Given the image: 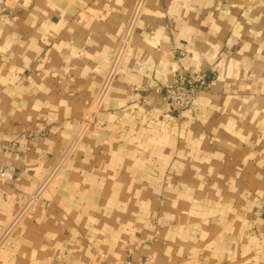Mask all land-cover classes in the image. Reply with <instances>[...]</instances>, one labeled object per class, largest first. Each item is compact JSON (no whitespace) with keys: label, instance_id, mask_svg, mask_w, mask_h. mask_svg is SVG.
Listing matches in <instances>:
<instances>
[{"label":"crops","instance_id":"0c3cea01","mask_svg":"<svg viewBox=\"0 0 264 264\" xmlns=\"http://www.w3.org/2000/svg\"><path fill=\"white\" fill-rule=\"evenodd\" d=\"M135 3L0 0V264H264V0H150L97 103Z\"/></svg>","mask_w":264,"mask_h":264},{"label":"built area","instance_id":"2783aa9c","mask_svg":"<svg viewBox=\"0 0 264 264\" xmlns=\"http://www.w3.org/2000/svg\"><path fill=\"white\" fill-rule=\"evenodd\" d=\"M146 2L147 0H137L136 2L134 13L127 25V31L126 33H124V36L120 40L118 49L111 61L109 72L98 92L96 98L97 103H101L105 99L119 73L121 64L132 46V41L135 34L134 32L136 30V27L138 26L139 21L141 20L140 18L144 7L146 6ZM207 87L208 76L206 74L179 70L175 73L171 85L159 89L158 93L163 96L165 106L169 111L177 115H181L182 113L192 109L198 99L199 94ZM88 121L90 122L91 120L89 119ZM15 150L16 146L14 145L0 146L1 184L12 183L16 178L17 169L14 166L7 164L1 160L2 154L14 153ZM70 153L71 150H67L63 158L69 156ZM40 191L34 196L33 200H35L40 195ZM258 212L260 217L264 220V205L259 209ZM102 258L104 259L103 264H110L105 260V256H102ZM152 262L153 257L152 255H149L140 261L128 260L125 262V264H152Z\"/></svg>","mask_w":264,"mask_h":264},{"label":"rangeland","instance_id":"374dc122","mask_svg":"<svg viewBox=\"0 0 264 264\" xmlns=\"http://www.w3.org/2000/svg\"><path fill=\"white\" fill-rule=\"evenodd\" d=\"M149 1H150V0H147V2H146V6L144 7V10H143V12H142V15H141V18H140V19H142V18L145 16L146 9H147V6H148V4H149ZM136 2H137V0H136ZM135 5H136V3H135ZM134 10H135V6H134L133 9H132V12H131V15H130L129 20L131 19L132 15H133V13H134ZM128 22H129V21H128ZM137 30H138V26L136 27V30H135V32H134L135 34L137 33ZM126 31H127V27H126L124 33H126ZM135 34H134V37H133V41H134V38H135ZM133 41H132V43H133ZM86 122H88V121H86ZM88 123H89V122H88ZM84 124H85V123L82 121V122H81V126H80V128H79V129H80V132L78 133V137L74 138V139L69 143V145L67 146V148H66L64 154L62 155V158L59 160V164H58V165L63 164L64 162H66V161L68 160V158L71 156V154L76 150L77 146L79 145V143H80V141H81V138L84 137L85 129H86V127H87V126H84ZM86 125H88V124L86 123ZM69 149L71 150L70 155L67 156V157H65V158H63L64 155L66 154L67 150H69ZM51 175H52V173L50 174L49 178L51 177ZM49 178H48V179H49ZM258 214H259V212H258Z\"/></svg>","mask_w":264,"mask_h":264}]
</instances>
